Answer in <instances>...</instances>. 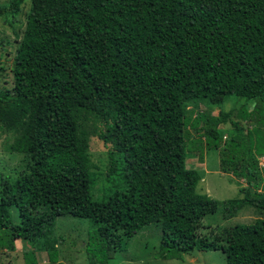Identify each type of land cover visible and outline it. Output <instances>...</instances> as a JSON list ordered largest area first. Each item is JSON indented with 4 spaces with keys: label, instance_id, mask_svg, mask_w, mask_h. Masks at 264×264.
I'll list each match as a JSON object with an SVG mask.
<instances>
[{
    "label": "trees",
    "instance_id": "trees-1",
    "mask_svg": "<svg viewBox=\"0 0 264 264\" xmlns=\"http://www.w3.org/2000/svg\"><path fill=\"white\" fill-rule=\"evenodd\" d=\"M23 1L9 0L6 11ZM27 1L12 88L0 89V135L25 160L15 178L0 175V247L26 241L54 261V219L69 215L98 224L107 250L121 251L154 224L161 258L219 250L225 264H264L262 218L217 228L210 239L198 234L221 203L195 190L201 175L184 163L188 153L200 159L202 147L219 148V126L236 110L252 126L242 134L231 120L219 167L246 186L224 212L264 211L256 189L264 188V0ZM228 97L254 104L217 115L197 109L221 108ZM90 137L108 146L107 173L123 169V189L102 200L90 191Z\"/></svg>",
    "mask_w": 264,
    "mask_h": 264
},
{
    "label": "rangeland",
    "instance_id": "rangeland-1",
    "mask_svg": "<svg viewBox=\"0 0 264 264\" xmlns=\"http://www.w3.org/2000/svg\"><path fill=\"white\" fill-rule=\"evenodd\" d=\"M8 3L9 0H0V89L11 90L13 80L11 70L15 51L24 29L28 1L24 0L20 3L18 11L14 14L6 11ZM242 102L236 101L234 97H228L221 104V108L212 106L207 108L201 104L197 109L200 111L206 109V113L217 115L219 109L229 112L233 106H242ZM253 104L254 101L249 100L242 107L249 111ZM187 109H189L188 112L194 110L190 106ZM193 114L194 112L191 113V116ZM231 120L238 122V126L242 128V134L252 126V123L239 119L236 110L233 109L228 119L219 126L221 133L219 148L223 146V142L233 131ZM188 130L192 132L190 128ZM10 140L9 135H0V175L13 179L24 167L25 160L22 154L6 151V145ZM201 140L203 141L202 137ZM88 147V154L93 163V167L90 168L93 180L90 186L91 195L94 199L102 200L112 190L123 189L122 164L117 165L116 171L107 173L108 146L97 138L90 137ZM219 148L202 147L200 159L199 152L194 151L188 153V157L184 160L186 168L194 169L201 175L195 190L221 203L213 213L201 218L197 227L198 234L204 235L208 239L217 231V228L219 230L235 223L248 224L256 218L264 219V211H259L249 205L238 208L231 217L226 216L224 212L226 201L232 198H241L242 193L238 188L245 187L246 183L242 176L220 170ZM184 149L188 152L187 145ZM115 156L117 157L116 154ZM258 161H261V164L257 162V165L261 180L264 181L262 156H258ZM261 185L262 183H257V191H264ZM8 211L12 222L18 223L16 208L10 207ZM97 227L98 224L92 223L87 218L69 215L56 217L52 229V236L56 239L53 245L57 250L54 261H48L45 252L31 251L32 248L28 242L14 240L12 250L0 247V264H27L30 261H34L35 264H56L57 262L62 264H225L224 256L219 250H192L183 253L179 259L159 257V229L154 224H148L134 233L131 238L127 239L126 245L121 248V251H118L116 247L107 250L106 243L97 237ZM30 254L33 255V258Z\"/></svg>",
    "mask_w": 264,
    "mask_h": 264
},
{
    "label": "built area",
    "instance_id": "built-area-1",
    "mask_svg": "<svg viewBox=\"0 0 264 264\" xmlns=\"http://www.w3.org/2000/svg\"><path fill=\"white\" fill-rule=\"evenodd\" d=\"M263 161H264V159H263ZM260 163H261V161H260ZM262 165H264V164H262Z\"/></svg>",
    "mask_w": 264,
    "mask_h": 264
},
{
    "label": "crops",
    "instance_id": "crops-1",
    "mask_svg": "<svg viewBox=\"0 0 264 264\" xmlns=\"http://www.w3.org/2000/svg\"><path fill=\"white\" fill-rule=\"evenodd\" d=\"M15 243V242H14ZM16 249V248H15ZM30 249V248H29ZM32 250V249H31Z\"/></svg>",
    "mask_w": 264,
    "mask_h": 264
},
{
    "label": "clouds",
    "instance_id": "clouds-1",
    "mask_svg": "<svg viewBox=\"0 0 264 264\" xmlns=\"http://www.w3.org/2000/svg\"><path fill=\"white\" fill-rule=\"evenodd\" d=\"M263 158V157H262ZM264 159V158H263Z\"/></svg>",
    "mask_w": 264,
    "mask_h": 264
}]
</instances>
